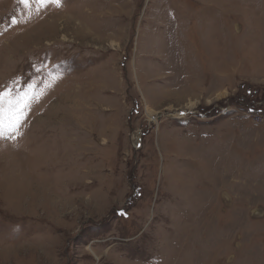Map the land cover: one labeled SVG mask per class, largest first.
Listing matches in <instances>:
<instances>
[{
    "label": "rangeland",
    "instance_id": "rangeland-1",
    "mask_svg": "<svg viewBox=\"0 0 264 264\" xmlns=\"http://www.w3.org/2000/svg\"><path fill=\"white\" fill-rule=\"evenodd\" d=\"M5 88L0 264H264V0H0Z\"/></svg>",
    "mask_w": 264,
    "mask_h": 264
},
{
    "label": "snow or ice",
    "instance_id": "snow-or-ice-1",
    "mask_svg": "<svg viewBox=\"0 0 264 264\" xmlns=\"http://www.w3.org/2000/svg\"><path fill=\"white\" fill-rule=\"evenodd\" d=\"M41 3H52L59 6L60 0H40ZM15 22V21H13ZM32 88L31 85L28 86ZM32 93L25 90L12 96L11 89L0 90V137H12L19 131L25 116V109L29 106Z\"/></svg>",
    "mask_w": 264,
    "mask_h": 264
},
{
    "label": "bare ground",
    "instance_id": "bare-ground-1",
    "mask_svg": "<svg viewBox=\"0 0 264 264\" xmlns=\"http://www.w3.org/2000/svg\"><path fill=\"white\" fill-rule=\"evenodd\" d=\"M179 111L176 112L175 116L174 117H177V118H181L182 115H184V113H178ZM146 113L148 115V119H149V122H156V113L155 111L153 110H149V109H146ZM135 141H139V135L135 136Z\"/></svg>",
    "mask_w": 264,
    "mask_h": 264
}]
</instances>
